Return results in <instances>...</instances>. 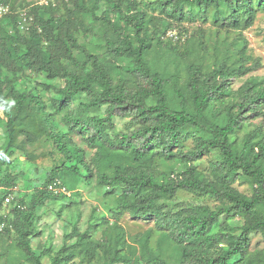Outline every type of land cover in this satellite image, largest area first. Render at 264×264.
I'll return each instance as SVG.
<instances>
[{"label": "trees", "instance_id": "1", "mask_svg": "<svg viewBox=\"0 0 264 264\" xmlns=\"http://www.w3.org/2000/svg\"><path fill=\"white\" fill-rule=\"evenodd\" d=\"M107 1L110 11L114 12L115 7L119 14L114 23L119 37L105 40L107 52L130 55L134 65L146 74L148 87L133 91L115 83L107 59L94 52V47L102 43L91 46L81 42L79 34L82 28L88 29L87 20L97 19V4L90 6L87 0H50L48 4L0 0V5L10 7L0 17V109L7 120L8 136L0 158L8 157L18 134L32 139L38 131L52 140L63 155L64 160L53 167L43 188L35 194L33 207L42 197L55 194L49 186L59 181L57 178L63 180L64 186L60 182V187L74 190L72 180H91L96 170L102 186L119 192L120 209H128L136 217L153 216L163 230L159 240L162 249L164 240L170 241L176 262L152 251L146 257L147 264H264V249L249 250L252 233L264 238V127L256 126L238 137L249 118L264 116V83L251 79L234 90L231 79L253 68L229 64L236 56L244 60L246 54L240 40L230 41L231 33L251 27L257 11L264 10V0H165L164 12L181 20L207 21L212 15L215 25L197 44L203 51L215 54L214 64L211 68L191 65L187 90L171 86L148 64L150 43L146 36L153 17L139 8L137 0ZM130 30H135L138 45L128 33ZM27 71L36 74V79L44 76L46 81L32 89L21 87L19 80ZM58 78L65 80L64 86L53 84ZM48 91L55 92L52 101L57 112L69 108L78 94L88 92L92 98L85 105L108 106L107 116H67L69 128H60L41 96ZM149 98L155 103H150ZM116 115L133 116L138 126L131 132L111 136L109 128ZM74 133L83 134L88 147L96 149L92 163L85 161V149L73 142ZM190 135L196 137L195 146L186 150L185 141ZM205 154L214 157L209 174L191 164ZM155 159L178 161L184 169L176 175L173 171L160 173L152 166ZM3 164L0 161V166ZM238 180L249 182L253 193L239 190L235 186ZM180 190L210 195L222 203L212 208L182 202L175 208L171 204ZM8 193L0 195V206ZM56 195L67 196L64 192ZM15 209L24 206L17 204ZM230 216H240L243 224L231 226L227 222ZM5 221L0 216V224L5 226ZM220 221L221 229L214 230ZM15 231L18 248L26 259L31 264H45L47 251L37 254L32 245V213L24 212ZM121 237L120 233L115 237L117 248ZM84 248H89L88 232L79 234L76 244H64L52 256L51 264H82L74 258ZM146 249L147 241L143 243ZM133 251L137 252V248ZM119 252L100 264H142L140 257L132 259ZM237 256L240 260L235 261ZM86 257L91 263L94 250Z\"/></svg>", "mask_w": 264, "mask_h": 264}, {"label": "rangeland", "instance_id": "2", "mask_svg": "<svg viewBox=\"0 0 264 264\" xmlns=\"http://www.w3.org/2000/svg\"><path fill=\"white\" fill-rule=\"evenodd\" d=\"M39 2L40 0H28ZM90 6L95 7L97 19L87 20L88 29L82 28L80 40L94 47V52L107 59L110 70L114 75V82L120 83L135 91L141 86L148 87L149 82L146 74L141 71L132 60L130 55L117 56L114 52H107L105 40L107 38L118 39L114 23L116 16L119 17L116 8L110 11L109 2L101 0H87ZM139 8L148 13V17H153V23L149 26L146 39L150 43L148 54V64L153 71H157L162 77L166 78L171 86L176 85L187 90L186 83L189 77L191 65H202L204 68L212 67L215 54L203 51L199 45V40L204 35H208L215 29L212 15L207 21L202 18L195 20H181L178 16L168 14L163 11L165 0H137ZM127 4V3H126ZM126 6V5H125ZM187 10V8H185ZM124 23V21H122ZM121 32V30H119ZM135 44L139 41L136 38L135 30H130ZM214 37L211 45L216 42ZM230 41L240 40L241 46L246 47L245 59L236 56L229 61L235 67H252L244 75L236 76L231 79V86L234 90L240 88L247 80L255 79L264 83V10L259 9L253 25L243 31L233 32ZM211 51L213 48L210 49ZM104 59V58H103ZM36 74L27 71L25 77L19 80L21 87L29 86L30 89L38 85V82H45L44 76L36 79ZM56 87L65 85V80L58 78L52 81ZM26 83V84H25ZM7 92V91H6ZM55 92L48 91L41 96L46 102L49 111L55 114L60 128H69L65 118L81 114L84 116H107L108 106L88 107L92 94L84 92L78 94L70 103L69 108L57 112L53 104ZM9 101L12 103L11 98ZM150 103H155L153 98H149ZM6 118L3 110L0 109V157L1 152L7 145ZM263 125L264 116L251 117L246 125L238 131V137L242 138L247 131L253 130L256 126ZM138 126L133 116L122 117L116 115L109 128L111 136L121 132H131ZM84 135L74 133L73 142L84 148L86 151L85 161L93 162L96 149L88 147L83 140ZM196 137L190 135L186 141V150L195 146ZM64 160L63 155L58 151L54 142L47 138L42 132H35L34 136L28 138L27 134H18L14 148L8 157L0 158L4 164L0 166V195L11 194L14 202L4 199L0 206V216L5 217V226L0 231V264H31L19 250L17 245V235L15 225L18 219H22L24 212L32 213L34 234L31 236L32 245L37 254L47 251L43 261L45 264L52 263V256L63 247L64 244H76L79 234L88 232L89 248L83 249L74 258L76 263L100 264L113 257L117 250L119 254L130 257L141 258L142 264L146 263V257L153 251L160 254L161 258L176 262L175 255L172 254L171 243L168 239L163 242V249L159 243L162 238L160 229L153 216L136 217L128 209H120L119 192L112 191V187L102 186L99 183V175L95 170L91 180L76 182L74 190L66 187L70 195L57 196L49 195L42 197L36 207H33L35 194L44 186V182L55 165ZM213 155L205 154L191 162L204 173L211 172ZM152 166L160 173L173 171L180 174L184 169V164L172 160L170 162L155 159ZM160 177H162L160 175ZM62 184L63 180L58 179ZM64 186V184H63ZM235 186L242 192L251 195L253 186L244 180H238ZM107 191H111L108 195ZM186 205H209L218 208L222 201L210 195H200L186 190H180L172 201V206L178 208L181 203ZM179 203V204H178ZM17 204L24 206V209H15ZM174 204V205H173ZM19 217V218H18ZM227 222L234 227L243 224L240 216H230ZM221 221L214 226V230H220ZM8 227L9 231L5 232ZM122 234L119 248L116 247L115 237ZM147 241V249L143 250V243ZM137 248L134 253L133 249ZM264 249V238L260 233L251 234L249 250L256 252ZM95 258L91 263L87 252L93 251ZM134 253V254H133ZM99 255L100 258H99ZM235 261L240 260L237 256ZM116 264H133V262H118ZM185 264V263H184Z\"/></svg>", "mask_w": 264, "mask_h": 264}, {"label": "built area", "instance_id": "3", "mask_svg": "<svg viewBox=\"0 0 264 264\" xmlns=\"http://www.w3.org/2000/svg\"><path fill=\"white\" fill-rule=\"evenodd\" d=\"M49 1L50 0H40L38 3L39 4H48ZM9 11H10L9 5H4V4L0 5V17H2L4 14L8 13ZM59 184H60V181H55L53 184H51L49 186V189L51 191H53L54 193H62V192L66 193V188L60 187ZM11 199H12L11 194L5 198V200L8 202H10ZM3 227H4V224L1 223L0 224V231L3 229Z\"/></svg>", "mask_w": 264, "mask_h": 264}, {"label": "clouds", "instance_id": "4", "mask_svg": "<svg viewBox=\"0 0 264 264\" xmlns=\"http://www.w3.org/2000/svg\"><path fill=\"white\" fill-rule=\"evenodd\" d=\"M55 194H56V193H55ZM66 194L70 195V194H71V192H69L68 190H66Z\"/></svg>", "mask_w": 264, "mask_h": 264}]
</instances>
